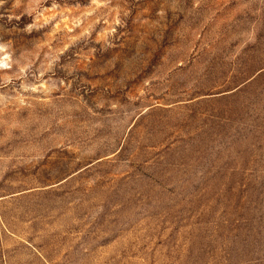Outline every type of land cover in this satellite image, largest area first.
<instances>
[{"label":"rangeland","instance_id":"obj_1","mask_svg":"<svg viewBox=\"0 0 264 264\" xmlns=\"http://www.w3.org/2000/svg\"><path fill=\"white\" fill-rule=\"evenodd\" d=\"M0 264H264V0H0Z\"/></svg>","mask_w":264,"mask_h":264}]
</instances>
